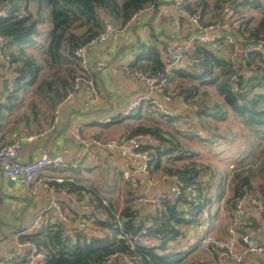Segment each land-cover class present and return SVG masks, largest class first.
I'll use <instances>...</instances> for the list:
<instances>
[{"label":"crops","instance_id":"1","mask_svg":"<svg viewBox=\"0 0 264 264\" xmlns=\"http://www.w3.org/2000/svg\"><path fill=\"white\" fill-rule=\"evenodd\" d=\"M177 1H180L185 8L188 7L198 12L203 11L202 14L200 13L203 23L209 24L225 17L222 13V6L226 0H204L206 2L204 7L200 5L201 0H158L159 4L156 9L153 6L145 8L141 11L136 22L124 27V33L121 37L108 39L99 44L91 53L88 70L95 82L97 92L95 102L89 100L86 91L81 92L72 101L63 102L62 80L58 78L59 69L54 74V70L48 67L47 69L51 71V77H45L41 80L39 77L36 84L17 92L14 99H9L8 96L12 93L8 92V88L11 86L13 71L0 69V146L13 141L18 142V158L22 162H31L42 154H60L67 164L83 157V163L77 169L68 171L43 170L40 174L44 178L64 180L70 178L73 180V183L64 181L54 184L53 189L45 193L41 192L39 188L35 190L26 189L21 184L10 181L0 172L1 258L16 254L17 258L11 264H23L26 250L19 244L24 237L29 235V228L35 215L42 211H48L51 214L50 220L42 228L44 236L51 235L56 229L62 230L63 238L73 241L78 234L85 239L103 238L106 235H111V230L107 226L99 224H106V216L96 212L88 213L81 208L80 200L85 197L86 193L105 200L111 210L116 213L115 215L118 216L124 208L130 207L134 211L136 219L143 226L152 221L154 215L148 204L134 206L135 198L139 196L151 198L157 194H165L167 199L170 198L172 192L171 177L166 170L177 169L178 166L182 165L179 160L181 156L176 146L183 148L184 143H188L190 135L193 136L191 133L196 126H198L196 135L208 134V131L200 130L199 118H188L192 116L191 112L193 113L194 106L182 99L178 93L180 90L174 89L172 85L178 80H186L175 74V71L182 70L184 72L190 68L182 66L168 70L169 82L163 91L151 94L155 101L173 112L174 118H162L147 103L142 104L130 117H121L120 113L136 96L145 93L142 84L125 76V66L135 64L134 67L153 73L155 65L151 52L154 50L158 53V59L162 64L160 56L164 45L174 46L185 43L193 33V28L188 26L179 30L176 28L175 22L179 17ZM260 1L261 7L257 10L243 8L240 4L234 5L231 9L230 16L242 17L249 22L247 35L251 29L259 25L264 16V0ZM28 10L35 16L36 6L34 4L29 5ZM99 14L116 27L125 26L120 19L109 18L102 11H99ZM80 23L82 25L74 31L77 38L96 33L97 27L91 24L85 25L83 20ZM37 29L38 35L35 37V45L27 49V54L38 63L40 62L39 64L42 65L41 72H43L45 66L43 53L48 47L50 41L48 34L51 30V23L46 14L43 15ZM242 48H247V46L238 44L234 48L213 45L208 47L206 51L227 62L238 64L244 56ZM195 50L191 57H194ZM70 63L74 67L73 75L78 71V66L74 61L62 62L61 66L66 65L65 69H67ZM72 75L67 79V82ZM53 76H57V78ZM7 81L8 83H6ZM44 81L50 82V87L42 84ZM32 91H35L41 100L37 98L34 99L35 102L30 98L24 100V96L31 95ZM48 91L54 95L55 92H58L60 97L57 99ZM49 96L54 99L53 107L49 104ZM166 96L171 97L169 102H166ZM25 102L32 104L31 110L23 107ZM56 108L59 113V121L55 129L49 130ZM106 118L113 121L106 124L104 123ZM202 119L212 120L213 118ZM238 121L240 122V120ZM241 126L243 127L242 124ZM138 128L157 129L160 136L165 139V143H162L160 136L149 134L156 142L151 138L145 141L159 159L158 166L156 167L154 163L151 164L146 174L141 172V164L132 160L125 148L107 150L93 144L84 146L76 139V132H79L81 136L89 140L94 139L106 143L111 139L128 137ZM247 131L250 133L248 138H251L253 143L262 137L264 138V135L260 134L262 137L254 136L251 131ZM232 136L237 137L235 133ZM32 137L33 139L29 140ZM159 146L161 149H159L160 155L158 156L157 149ZM168 159L172 161H168ZM237 171L241 172V169L237 167ZM123 172L133 174L136 183L131 185L124 182L121 178ZM200 179V191L195 203V207L199 206L198 215L207 221L215 236L225 239L227 238L226 226L232 208V201L229 202L231 198L227 195L226 190L221 191L220 189V193L214 191L213 187L207 186L208 182ZM252 192L262 195L264 189L258 193ZM53 202H59L65 207L69 215L68 221H60L52 209ZM169 205L171 206V203ZM181 208L184 209V207ZM159 215H167L164 204L161 206ZM185 219L188 220L187 215H185ZM84 221L87 222L81 228L80 225ZM191 228V223L190 225L187 223L178 225L177 229L181 232L180 236L166 244L165 248L160 250L159 255L186 254L178 264H209L210 261L214 260V254H205L199 247L189 245L188 237ZM239 233L249 236L257 244L264 246V212L249 208L240 225ZM151 236L153 239H157L153 235ZM235 241L238 242L237 238ZM236 247L239 248V244ZM247 263L264 264V258L250 256Z\"/></svg>","mask_w":264,"mask_h":264},{"label":"trees","instance_id":"2","mask_svg":"<svg viewBox=\"0 0 264 264\" xmlns=\"http://www.w3.org/2000/svg\"><path fill=\"white\" fill-rule=\"evenodd\" d=\"M200 3L203 7L206 5L204 0H201ZM31 4L36 6L35 16L28 10V6ZM158 4V0H0V7H8L5 16L0 17V35L5 40L6 52L9 55L10 65L15 75L13 81L14 90L8 98L14 99L17 92L28 89L38 81L42 65L27 54V49L35 45V37L38 35L37 26L42 21L44 14H46L47 19L51 23V30L48 34L50 39L48 47L43 53V61L56 74L62 62L69 63L74 61L76 63L73 58L74 49L100 32V21L103 16H100L99 11L105 13L109 18L120 19L125 24L136 12H140L149 6H153L156 9ZM236 4H240L243 8L254 10L261 7L260 0H236L233 7ZM183 8L189 11H197L188 7ZM200 13L202 14L203 11ZM241 19L243 20L244 32H248L247 26L249 22L242 17ZM82 20L85 25L91 24L97 27L96 33L87 37L77 38L74 31L82 25L80 23ZM249 32L248 38L245 39L246 44L264 39V16L259 25ZM152 52L155 65L153 73L136 68L134 67L135 64L130 65V68L152 75L164 73L165 70L160 64L158 53L154 50ZM200 55L204 56L203 63L195 68H190V70H184V72L177 70L175 74L189 81L197 82L202 86L216 87L218 94L223 97V105L230 113L238 117L243 127L255 135H264V130L261 129L264 127V62L262 61L261 53L243 54L242 63L244 65L239 64L237 67L236 64L213 56L206 50L196 48L194 57H199ZM137 60L139 59L137 58ZM218 69L220 74L217 73ZM76 73L73 75L71 73L72 76L69 82L61 81L63 95ZM234 76H237L239 86L237 93L231 90V79ZM168 82L169 78L167 75ZM42 84L48 87L51 85L48 81H44ZM55 95L54 97L57 99L60 97L58 92H55ZM49 97V104L53 107L54 99H52V96ZM227 111L218 110L214 106L212 112L207 116L213 117L220 122L226 121ZM147 133L157 136V130L138 128L128 137ZM176 149L180 151V154L185 153L178 146H176ZM153 163L156 167L158 166L159 159L156 155ZM204 169H206L205 166L191 163L182 166L173 173L170 170H166V172L170 177L177 175L186 183H197L200 186L199 177ZM235 178L239 180L235 188V198L241 196L244 192L253 193L251 174L245 176L237 174ZM163 204L167 215L160 216L158 213L154 216L152 218L153 227L149 231L151 235L160 241V250H163L166 244L180 236L181 232L177 229L178 225L186 223L190 225L191 222L185 219V215L190 212H195L196 214L200 212L199 206L195 207L192 203H188L185 196L178 203L171 204V206L169 201H164ZM185 205L188 208L187 210L181 208ZM101 214L107 217V221L106 224H99L107 226L112 233L103 238L85 239L78 234L73 241L63 238L61 229H56L49 236H44L42 233L44 230L41 229L37 233L24 237L23 241H32L43 249L48 256L45 261L46 264H98L112 252L126 249L123 239L125 234H135L144 227L136 219L134 211L130 207L124 208L119 215L121 228L116 224V213L109 206L103 207ZM185 255L181 253L159 255L154 251L148 252L145 253L142 264H178Z\"/></svg>","mask_w":264,"mask_h":264},{"label":"built area","instance_id":"3","mask_svg":"<svg viewBox=\"0 0 264 264\" xmlns=\"http://www.w3.org/2000/svg\"><path fill=\"white\" fill-rule=\"evenodd\" d=\"M236 0H226L222 6V13L225 15L223 19L216 20L212 23L206 24L202 21V16L198 11H189L183 8L180 1L176 2L178 7L179 17L175 22L176 28L179 30L183 27L193 28V33L185 43L178 45H164L161 50V63L165 70L164 73L149 74L139 70H133L129 65L125 66L124 74L127 78L140 83L145 89L143 95L136 96L129 102L121 111V117H130L142 104H149L150 108L162 118H174L173 112L164 107L163 104L155 101L151 94L162 92L167 84V71L174 68L185 66L187 68H195L204 62V56L191 57L195 48L206 50L213 45H220L225 47L236 48L238 44H246L248 35L244 32L243 20L241 17L230 16L231 9ZM8 7H0V17H4ZM140 12L133 14L123 27H116L107 19H101L100 32L92 37L87 42L80 44L73 51V58L78 66V71L71 79L69 87L65 90L63 95V102L72 101L81 92L88 93L89 100L95 102L97 99V92L95 89V82L89 74L88 65L90 62L91 53L101 43L110 38L121 37L124 33V27L132 25L139 18ZM247 48H242L244 54L252 52H260L262 61L264 62V39L247 43ZM12 70L10 65V58L5 48V40L0 35V69ZM15 75L11 76V86L8 92H13V81ZM231 90L234 93L239 91L237 76L231 79ZM166 102L171 100L170 96H166ZM58 110L53 112L49 130L55 129L58 124ZM119 119V118H116ZM110 118L104 119V123H111ZM150 137L149 134H137L132 137H122L111 139L106 143H101L97 140H89L76 132L77 141L84 145L91 144L105 148L107 150H115L118 148H125L130 158L141 164V172L148 173L150 166L155 158V152L149 148L145 141ZM29 138V140H32ZM156 142V140H154ZM19 143L10 142L0 146V172L10 181L21 184L24 188L35 190L39 188L41 192L45 193L53 189V185L63 183L64 181L73 183L72 179L60 178H44L41 176L43 170H61L68 171L77 169L83 163V157L71 164L64 162L60 154L48 155L42 154L31 162H22L18 158ZM97 160V159H95ZM233 169V166L231 167ZM121 178L124 182L134 185L136 179L133 174L123 172ZM171 196L167 199L165 194H157L151 198L146 196L136 197L133 205L148 204L151 208L152 214L156 216L164 201H169L171 204H176L182 197H186L188 203L195 205L196 198L200 191V186L197 183H186L177 175L171 177ZM83 211L101 214L103 207H107L108 203L93 194H86L80 200ZM249 208L256 209L259 212H264V194L257 195L254 193L244 192L241 196L233 201L230 211L228 224L226 226L227 238H219L215 236L209 227V224L204 218L195 212L188 213L187 217L192 224L188 242L191 247H199L205 254H214L215 259L209 264H248L247 259L250 256H258L264 258V246L257 244L249 236L239 233L240 225L245 219ZM52 209L60 219V221H68L69 215L65 207L59 202H53ZM187 206H184V210ZM51 214L48 211H42L35 215L33 222L29 228V235L40 231L45 224L50 220ZM115 221L119 228L121 222L118 215H115ZM85 222L81 223V228L85 226ZM153 227L152 221H149L145 226L135 234H125L124 244L125 250H117L107 256L102 262L98 264H142V259L145 253L160 252V241L153 239L149 233ZM235 238L238 242L236 243ZM239 244V248L236 245ZM26 252L24 255L23 264H42L47 260V253L41 249L36 243L25 240L19 244ZM17 258L16 254H10L6 257H0V264H11ZM148 260V259H147Z\"/></svg>","mask_w":264,"mask_h":264},{"label":"rangeland","instance_id":"4","mask_svg":"<svg viewBox=\"0 0 264 264\" xmlns=\"http://www.w3.org/2000/svg\"><path fill=\"white\" fill-rule=\"evenodd\" d=\"M239 62L236 64V67L239 64H243L242 61ZM65 67L66 65H60L58 67L60 68L58 78L62 81H67L72 70H74L73 64L71 63L67 69H65ZM43 68L44 71L40 72L41 74L39 75L40 80L45 77H51V71L47 69V66L45 65ZM217 73L220 74L219 69L217 70ZM54 78H57V76ZM172 85L174 86V89L180 90L178 93L182 99L187 103H190L191 106H194L193 113L191 112L192 116H189L188 118H199L200 121H198V123L201 127L200 130L203 132L208 131L207 135L200 136L196 135V129H198V126H196L197 128H194L195 130L191 133L193 136L190 135L188 143H184L185 148L181 147L185 153L180 154V151H178L181 156L180 159H178L182 162V165L180 166L182 167L191 163H195L198 166H205L206 169L201 171V179H199L208 182L207 186L213 187L214 191L220 193L221 191L226 190L228 192L227 195L231 198L229 202L233 201L235 198V188L239 181L235 178L237 174H242V176L251 174V181L253 183L252 190L257 193L261 192L264 189V138L259 135V137L262 138L258 139L257 142L255 141V143L252 142L251 138H248L250 133L241 126L238 117L230 113L223 105V97L218 94L216 87L202 86L199 83L189 81L188 79L178 80ZM31 93V95L28 94L26 97L24 96V100H28L29 98L33 100V102H35V98L41 100L40 96H37L38 94L35 91H32ZM31 106L32 104L30 103L25 102L23 104V107L28 110L32 109ZM214 106L218 110H228L225 123L207 116L212 112ZM202 118L213 119L205 120ZM261 129L264 130V127ZM234 133L237 135L236 138L232 136ZM157 135L160 136L158 131ZM254 136L256 135L254 134ZM160 141L165 143V139L161 136ZM160 146L157 149L158 156L160 155ZM169 160L172 161L171 159H168V161ZM169 163L171 164V162ZM180 166H178L177 169L181 168ZM232 166L233 169H231ZM237 167L241 169V172L237 171ZM177 169L173 168L168 170L173 173Z\"/></svg>","mask_w":264,"mask_h":264},{"label":"water","instance_id":"5","mask_svg":"<svg viewBox=\"0 0 264 264\" xmlns=\"http://www.w3.org/2000/svg\"><path fill=\"white\" fill-rule=\"evenodd\" d=\"M6 83H8V81H7ZM6 83H5V84H6Z\"/></svg>","mask_w":264,"mask_h":264}]
</instances>
